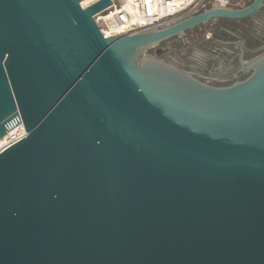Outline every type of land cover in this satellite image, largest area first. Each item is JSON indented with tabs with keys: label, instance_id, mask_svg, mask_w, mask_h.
I'll list each match as a JSON object with an SVG mask.
<instances>
[{
	"label": "water",
	"instance_id": "water-1",
	"mask_svg": "<svg viewBox=\"0 0 264 264\" xmlns=\"http://www.w3.org/2000/svg\"><path fill=\"white\" fill-rule=\"evenodd\" d=\"M218 6L105 36L99 0H0V264H264V57L211 86L145 54Z\"/></svg>",
	"mask_w": 264,
	"mask_h": 264
},
{
	"label": "flooded vegetation",
	"instance_id": "flooded-vegetation-1",
	"mask_svg": "<svg viewBox=\"0 0 264 264\" xmlns=\"http://www.w3.org/2000/svg\"><path fill=\"white\" fill-rule=\"evenodd\" d=\"M254 1L230 3L244 8ZM165 44L169 48L163 49ZM155 53L211 86L245 80L254 71L250 67L264 57V0L244 18H214L187 30L183 37L166 40Z\"/></svg>",
	"mask_w": 264,
	"mask_h": 264
},
{
	"label": "built area",
	"instance_id": "built-area-1",
	"mask_svg": "<svg viewBox=\"0 0 264 264\" xmlns=\"http://www.w3.org/2000/svg\"><path fill=\"white\" fill-rule=\"evenodd\" d=\"M99 0H80L82 7ZM85 2V3H84ZM228 6L230 0H111V4L94 18L105 36L132 34L174 23L188 15H195L212 7ZM7 129L0 138V153L21 141L28 132L25 122Z\"/></svg>",
	"mask_w": 264,
	"mask_h": 264
},
{
	"label": "rangeland",
	"instance_id": "rangeland-1",
	"mask_svg": "<svg viewBox=\"0 0 264 264\" xmlns=\"http://www.w3.org/2000/svg\"><path fill=\"white\" fill-rule=\"evenodd\" d=\"M171 39H172V38H171ZM165 41H166V40H165ZM163 43H164V42H163ZM163 43H161V44H163ZM156 48H157V47H150L149 50L145 52V54H147V55H149V54H153V55H155V56H158V55H156V53H155V52H156ZM165 48H166V49L169 48L167 44L163 45V49H165Z\"/></svg>",
	"mask_w": 264,
	"mask_h": 264
},
{
	"label": "bare ground",
	"instance_id": "bare-ground-1",
	"mask_svg": "<svg viewBox=\"0 0 264 264\" xmlns=\"http://www.w3.org/2000/svg\"><path fill=\"white\" fill-rule=\"evenodd\" d=\"M85 3V2H84Z\"/></svg>",
	"mask_w": 264,
	"mask_h": 264
}]
</instances>
